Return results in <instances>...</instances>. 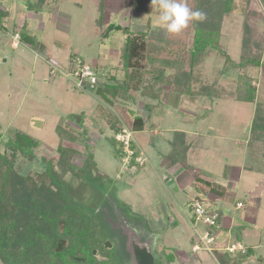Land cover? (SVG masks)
Instances as JSON below:
<instances>
[{"label": "rangeland", "instance_id": "1", "mask_svg": "<svg viewBox=\"0 0 264 264\" xmlns=\"http://www.w3.org/2000/svg\"><path fill=\"white\" fill-rule=\"evenodd\" d=\"M137 1L151 5V0H0V151L10 154L19 135L35 138L39 141L35 158L30 161L18 153L16 163L24 174L40 172L49 161L56 164L61 140L57 127L73 134L75 141L65 140V145L78 150V167L75 175H67L71 180L68 195L63 196L74 198L75 218L85 221L77 226L84 229L89 245L105 239L108 245L104 250L111 258L116 251L123 252L120 217L152 236L157 264H168L169 255L176 257L172 264H264V141L260 142L262 151L247 150L248 142L245 144L246 137L249 141L252 136L257 102H264V63L223 71L227 55L239 62L244 14L264 37V7L257 4L260 0H253L250 6L238 0L239 12L229 16L219 38L221 51L228 54L215 52L198 72L204 80L222 83L227 94L235 93L242 83L240 76H245L243 86L249 90L255 87V102H244L217 98L213 86L202 90L195 84L200 92L188 97L168 85L166 76L182 64L162 57L177 52L182 36L169 35L166 51L170 53L164 50L159 54L153 44L167 34L155 26L157 13L151 6L147 12L135 10ZM4 8L10 10L9 17L1 13ZM112 23L115 28L108 27ZM117 25L132 32L149 31L153 37L146 63L158 70H153L152 77L146 76L138 90L132 88L135 80L126 75L120 55L129 34ZM15 29L34 37L35 42L15 41ZM72 53L94 69L99 78L94 88L88 83L78 87L75 77H68L74 71ZM105 73L115 79L108 86L115 88V100L109 96L111 90L108 99L96 93L97 87H104L100 78ZM155 75L159 80L155 81ZM122 108L145 121L141 130L128 126L144 161L131 163V170L118 158L115 132L107 122L127 126L120 120ZM184 139L192 143L185 159L163 167L181 160L184 153L177 145ZM162 158L164 165L159 164ZM93 160L95 171L90 163ZM202 172L216 180L209 195L201 196L211 203L207 208L219 224L211 250L193 252L194 204L188 199L192 178L196 180ZM198 182L195 188L202 183ZM256 186L258 193L253 194L250 190ZM215 200L222 207L213 204ZM238 201L244 207H237ZM63 228L60 225V231ZM228 234L231 240H226ZM233 243H240L245 251H225ZM80 246L82 249L77 244L73 248L89 256L88 248L85 252ZM181 252L187 253L189 262L181 260ZM0 264L6 263L0 259Z\"/></svg>", "mask_w": 264, "mask_h": 264}, {"label": "trees", "instance_id": "2", "mask_svg": "<svg viewBox=\"0 0 264 264\" xmlns=\"http://www.w3.org/2000/svg\"><path fill=\"white\" fill-rule=\"evenodd\" d=\"M240 1L250 6L253 0ZM186 2L192 10L203 12L205 18L203 21H191L179 33L182 36L179 45L181 48L178 47L176 49L177 52L173 53V56L162 57L170 58V60L174 58L182 64V68L166 76L168 85H172L174 89L185 93L188 97L200 92V88L203 90L212 88L213 86L218 91L217 98L255 102V87L250 86L249 90L243 86L245 76H240L242 83L239 89L235 93L230 92L227 94V92H223L222 83L217 81H212V83L204 80V77L198 73L201 70L200 65L208 57L212 56L215 52H222L219 38L224 32L225 23H229V16L239 12L238 0H186ZM137 3L139 4L137 5ZM257 4L264 7V0L258 1ZM149 7V4L143 3L142 1L135 3V10L139 12H147L150 9ZM153 11L156 12L152 9ZM3 14L8 15V12L4 11ZM242 24L239 62L227 55L228 61L225 65L226 68L223 69L225 73L229 69L259 66L264 63V37L260 35L256 26L251 23L249 15L244 14ZM111 26L116 27L113 23L108 27ZM117 27L123 28L129 34L127 42L120 47V55L126 75L129 79L135 80L132 88L138 90L143 85L144 78L146 76L149 77L153 70H158L157 67H148L146 63L147 54L151 52L150 47L152 46L150 45L152 43L150 42H152L153 37L149 34V31L132 32L127 27L121 25H117ZM18 32L23 43L32 45L35 42L33 41L34 37L22 33V31ZM257 34L260 36H257ZM169 35L171 34H167L165 38H159L153 44V47L159 54H162L164 50L166 51V46L169 44L167 43L169 42ZM166 53L168 54L170 51H166ZM222 54L225 55L228 53L223 51ZM76 58L77 55L72 53L71 60L75 61ZM157 58L159 57L157 56ZM158 76L155 75V81L159 80ZM101 80L104 81V87H97V95L101 98L108 99L107 93L111 90L113 92H110V98L112 100L118 98L112 95L116 92L115 88L108 87L112 86L111 84L115 80L114 77L109 75V73H105L103 78H100ZM106 82L108 83L106 84ZM195 84L200 86L198 90L194 88ZM194 90L196 92L192 93ZM122 111L119 110L120 120L125 122L126 125L128 124L127 126H130L132 130L143 129L145 121L140 115H135L128 110L124 112V108H122ZM107 122L115 132L114 136L122 129L120 123L109 120ZM57 131L61 140L57 149L58 155L55 158L56 164L49 161L43 171L33 170L24 174L21 171V166L16 163L18 153L26 156L27 160L30 161L35 158L34 148L39 143L35 138L19 135L12 142L13 149L10 154L0 151V259L6 264H85L89 261L86 259L84 262H81L72 258L73 255L88 258L85 253L81 252L82 250L73 248L74 245L77 244L79 249H82L80 245H83V249L86 248L85 252H87V248L89 249L91 245H89V241L84 236V229H79L84 225L85 221L75 218L74 203L76 202L74 198L63 196L68 195L66 192L68 190L67 184L71 180L66 178L67 175L69 173L75 175L78 167L75 162V156L78 150L65 145V140L75 141L76 137L73 134L68 135L64 133L65 131L61 127H57ZM180 141L181 143L177 147H180L178 151L184 153L180 156L182 160L188 149V144L186 139ZM263 141L264 102H257L253 121V132L248 141V147L262 151L260 142ZM115 142L118 144L117 156L122 160L124 157V147L116 138ZM90 163H92V171H95L97 169L96 163L94 160ZM132 163H134V160H132ZM56 165H58L57 168ZM201 181L202 183L200 182L199 187L202 185L204 191H209L212 184L206 180L201 179ZM199 200L204 201L203 199ZM61 219L65 220L62 231H60ZM77 224H81V226H77ZM218 224L219 221L217 219V226ZM59 238L68 239V244L64 250L56 252L54 247H56ZM168 257V264H172L176 257L173 258L170 255Z\"/></svg>", "mask_w": 264, "mask_h": 264}, {"label": "built area", "instance_id": "3", "mask_svg": "<svg viewBox=\"0 0 264 264\" xmlns=\"http://www.w3.org/2000/svg\"><path fill=\"white\" fill-rule=\"evenodd\" d=\"M14 40H20V34H14ZM68 77H75L78 87L84 88L86 83L92 87L97 84L98 77L95 74L94 69L88 64L86 60L79 57L74 61V71ZM115 138L124 147V157L122 161L130 166L132 160L143 164V157L137 154L138 144L135 141L133 131L128 126H123L122 129L115 134ZM139 150V149H138ZM208 202L196 200L194 203V221L191 222L195 230L196 242L192 246L193 251H199L202 248L211 250V244L216 241V227L217 218L208 208ZM241 207L242 203H238ZM199 223L202 224L201 228L198 227ZM236 250L245 251V248L240 243H233L225 247V251L235 252Z\"/></svg>", "mask_w": 264, "mask_h": 264}, {"label": "clouds", "instance_id": "4", "mask_svg": "<svg viewBox=\"0 0 264 264\" xmlns=\"http://www.w3.org/2000/svg\"><path fill=\"white\" fill-rule=\"evenodd\" d=\"M151 8L157 12L155 26L166 34H178L191 21H203L205 15L188 7L186 0H151Z\"/></svg>", "mask_w": 264, "mask_h": 264}, {"label": "water", "instance_id": "5", "mask_svg": "<svg viewBox=\"0 0 264 264\" xmlns=\"http://www.w3.org/2000/svg\"><path fill=\"white\" fill-rule=\"evenodd\" d=\"M80 120V117H79ZM219 207L222 204L219 203ZM118 226L122 230L123 235L127 238L125 241L126 250L129 253L130 264H157L156 255L153 251L154 240L151 235H146L143 229L129 225L124 219L119 217ZM64 221H61V225ZM66 241L60 239L54 250L60 252L64 250ZM76 261H82V257H74Z\"/></svg>", "mask_w": 264, "mask_h": 264}, {"label": "crops", "instance_id": "6", "mask_svg": "<svg viewBox=\"0 0 264 264\" xmlns=\"http://www.w3.org/2000/svg\"><path fill=\"white\" fill-rule=\"evenodd\" d=\"M4 11H7L8 12V15H5V16H7V17H9V14H10V10L9 9H6V8H4V10H3V12ZM3 12H1V13H3ZM18 30H14V34L15 33H18L17 32ZM26 45H28V44H26ZM187 139V138H186ZM186 142H187V144H188V149H187V151H189V149H190V147H191V145H192V143L191 142H189V140L187 141L186 140ZM247 142H248V136L246 137V139H245V144H247ZM247 150H248V146H247ZM185 158H183L182 160H179L178 162H174V161H171V163H169V164H165L164 165V158H162L160 161H159V164H162V165H164L163 167H166V168H170V167H173V166H175V165H177V164H179L180 162H182L183 160H184ZM131 166H133V164H131L130 166H128V167H126L127 168V170H131L130 168H131ZM130 167V168H129ZM203 172H204V170H203ZM200 173L199 175H198V177H196V180H194L193 178H192V183H193V187H191L190 189H191V191H190V197H189V199L188 200H190L193 204L195 203V201L196 200H199V199H203V197L201 196V195H209V191H204V188H202L203 186L202 185H200V187L199 188H195V186H194V184L196 183H199L198 181L199 180H206V181H209L211 184L212 183H215L216 184V180H215V177H212V176H207L205 173ZM202 177V178H201ZM180 178V177H179ZM179 178H177V183H181L182 182V180H183V177H182V179H179ZM170 181L172 182V183H174L175 182V178H173V177H171V179H170ZM262 182V181H261ZM221 187H223V188H225L223 185H220ZM211 187V186H210ZM259 186H256V189H254V190H250V191H252L253 192V194H254V191L256 192V193H258L257 192V188H258ZM209 189H213L212 187L211 188H209ZM199 191V192H198ZM217 191H219V190H217ZM251 192V193H252ZM199 193V194H198ZM257 195V194H256ZM204 200V199H203ZM208 203H210V202H208ZM216 203V205L217 204H219V203H221V202H217L216 200H215V202L213 203V204H215ZM238 203H242V201H238L237 202V207H239L238 206ZM211 204V203H210ZM222 204V203H221ZM241 207H244V204H243V206H241ZM179 208L181 209V210H183L184 209V206L183 205H179ZM251 210V209H250ZM258 209H256V212H253V213H255L254 215L256 216L257 215V213H258V211H257ZM252 212V211H251ZM228 214H229V216L232 214V210H229L228 211ZM226 221H227V219H226ZM230 237H231V235L230 234H228V236L226 237V240L227 239H230ZM193 242H195V236L193 235ZM231 240V239H230ZM230 240H229V242H230ZM249 243H253V242H249ZM249 243H247V244H249ZM250 245H252V244H250ZM254 246H255V244H254ZM193 251V250H192ZM193 252H197V251H193ZM180 256L182 257L181 258V260H185V261H190V257L187 255V253H185V252H181V254H180Z\"/></svg>", "mask_w": 264, "mask_h": 264}, {"label": "flooded vegetation", "instance_id": "7", "mask_svg": "<svg viewBox=\"0 0 264 264\" xmlns=\"http://www.w3.org/2000/svg\"><path fill=\"white\" fill-rule=\"evenodd\" d=\"M75 216H77V214ZM61 221H64V223H63V226H64L65 225V220L64 219H61L60 220V225H61ZM120 231H121L120 232L121 233V238L120 239H123V237H122V234H123L122 233V230H120ZM60 239H64L66 241V244H65V248H66V246L68 244V239H66V238H59L57 240V244H58V241ZM126 239L127 238L124 237V240L122 242V245L120 246L122 248V251L123 252L121 253L120 250L116 251V254L112 258L110 256H108L106 254L105 250H104V248L106 247V245H108V242H105V239L100 240V241H98L96 239V241H94V244L95 245L94 246H91L88 249V253H89L88 258L82 256V258H84V259L81 262H84L86 259H88L89 261L87 263H85V264H130V257H129L130 255L127 252L126 246H125ZM116 241H117V239H116ZM74 257H76V255H73L72 256V258H74Z\"/></svg>", "mask_w": 264, "mask_h": 264}]
</instances>
